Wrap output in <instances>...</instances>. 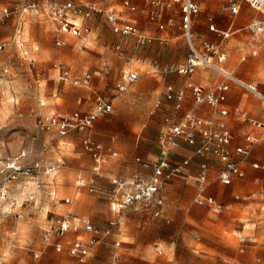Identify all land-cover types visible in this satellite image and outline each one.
Returning a JSON list of instances; mask_svg holds the SVG:
<instances>
[{
    "label": "rangeland",
    "instance_id": "rangeland-1",
    "mask_svg": "<svg viewBox=\"0 0 264 264\" xmlns=\"http://www.w3.org/2000/svg\"><path fill=\"white\" fill-rule=\"evenodd\" d=\"M221 1L212 9L202 7L200 18L205 21L208 15H214L219 27L226 29L230 17L234 16L227 9L229 0ZM4 2L20 6L25 0ZM137 2L143 10L145 2ZM242 5L237 17L241 19L239 27L255 17L264 18L261 12L250 9L245 3ZM117 10L121 8L117 7ZM141 12L138 17L144 22L145 14L141 15ZM78 18V22L84 24V30L88 27L89 32L83 31L80 37L69 38L63 47L56 46V34L48 22L27 23L24 39L31 57L36 60L34 66L22 58L12 44L7 43L6 51L0 55L2 66L6 60L11 64L10 73L0 77V142L7 146L9 154L28 149L31 160L41 161L44 167L61 166L53 177L40 174L39 181L34 184L21 178L14 183L15 186L11 185L9 201L0 206V260L3 264H75L67 249L57 252L45 242L44 230L55 219L67 215L89 220L103 230L114 217L106 198L77 188L79 177L92 174L93 161L83 149V135L73 132L63 138L46 132L35 139V115L91 110L97 96L109 97L114 102L113 114L100 118L90 132L96 141L116 145L118 157L108 161L104 177L98 182L101 188H110L112 178L127 180L140 170L134 163L136 157L153 158L157 153L164 116L161 111L154 116L150 112L157 100L164 101V77L148 74L146 61L152 58L161 61L163 55L160 51H165L168 46L175 50L165 52L168 62L180 64L188 53L185 39L180 37L164 45L157 44L154 52L152 46L141 48L138 51L142 54L135 58L129 46L122 47V52L116 51V44L123 39L115 36L112 26L105 20H86L82 15ZM12 34L11 24L0 27V40L11 41ZM253 36L242 31L223 42L221 50L228 54L226 67L231 72L258 83L264 90V48L257 56L251 54ZM214 42L220 44L221 38L215 35ZM243 57H246L244 61ZM127 58L140 69L142 78L121 93L117 85L123 79L122 68L125 63L127 65ZM139 58L143 62H137ZM105 64L111 69L100 75ZM62 66L70 67L73 77L91 72L94 75L91 90L71 85L65 87L58 81L59 71L55 70ZM180 79L184 83L187 78ZM41 102L47 106H42ZM164 105L171 104L164 102ZM60 158L63 163H56ZM196 193L191 179L177 178L163 192L166 201L160 216L133 208L127 210L119 248L123 264H264V205H244L250 200L239 191V201L229 195L230 201L237 202L231 210L215 214L193 203ZM67 198L73 202L66 204ZM13 203L16 205L11 208ZM8 211L11 213L7 214ZM79 226L80 229L66 234L64 239L74 240L79 235L82 241L89 240L91 234L83 230L81 223ZM242 236L249 237L251 242L257 238L258 243L256 246L250 243L244 248L245 252L240 253ZM113 238H104L84 264H110L116 250Z\"/></svg>",
    "mask_w": 264,
    "mask_h": 264
},
{
    "label": "built area",
    "instance_id": "built-area-1",
    "mask_svg": "<svg viewBox=\"0 0 264 264\" xmlns=\"http://www.w3.org/2000/svg\"><path fill=\"white\" fill-rule=\"evenodd\" d=\"M115 0H25L20 6H8L0 0V27L12 25L13 36L11 42L21 53L30 65L34 66L36 60L31 57L27 42L23 36L24 23L27 19L38 20L45 18L56 25L58 31L62 34L80 36L84 30L83 26L76 23V19L82 15L84 19L93 18L105 20L112 26L113 33L121 38L134 37L136 44L134 52H138L140 47L152 43L154 40L143 36L139 29L128 19L123 12H117L109 6L110 2ZM243 3L249 4L251 8L261 12L264 17V0H230L228 10L231 15L237 16L240 13ZM150 11L149 20L157 21L163 12L170 11L175 16L181 18V27L184 31L185 40L188 46V55L185 64L170 65L158 67L154 64V73L161 75L177 74L189 76L197 69H211L223 77V81L215 87L203 88L198 85L188 84L187 86L168 85L164 90V98L172 103V111L163 118V128L158 137V156L155 162H147L142 158H136L139 164L147 174L136 175L133 179L125 180L122 178H112L110 188H101L97 184V177L101 176V167L108 160V156L115 157L116 153L107 155L104 147L92 141L89 138L83 140L85 150L91 155L94 161L93 176L86 180L79 178L77 187L85 189L89 193L98 194L106 198L111 206L114 217L109 221L104 230L96 228L90 222L71 218L69 215L61 216L55 219L52 224L46 228L44 240L47 244L53 243V238L62 239L69 232L72 223L82 224L83 229L91 234L87 241L75 240L69 244V254L75 259V264H84L86 259L92 254L95 247L100 242L111 236L119 238L124 229V213L129 209L142 210L151 213L154 216H160L165 207L163 192L168 182L181 173L180 167H174L171 158L182 142L187 143L195 149V155L201 159L199 171L195 179L197 193L193 203L200 207L221 212L224 204L217 201L211 195H208L209 182V159L215 158L220 163V170L217 175V181L223 186H230L235 179L244 177L243 166L248 162L252 154V146L257 143V139L252 136H246L247 145L245 147H236L231 149L233 136L225 128L224 124H215L197 116L193 111H188L180 115L188 93L192 94L193 100L197 106L206 105L214 110L215 116L225 118L229 111L225 108L227 94L230 89L228 82H234L245 88L248 92L260 98L263 103L261 118L252 121L251 124L256 128H264V94L258 91L256 86L245 85L234 78L229 71L225 69L227 62V53L221 50L219 45L202 42L201 49L194 42L192 33L193 18L200 14V6L194 0H149ZM124 7L132 12L137 10L129 0L124 1ZM211 23L210 30L217 33L223 41L227 40L232 32H224L216 28L213 18H209ZM165 26L161 25L160 29ZM247 30L254 36L264 34V18L253 20ZM57 46H62L61 41L56 42ZM7 43H0V55L7 49ZM116 51L122 52V46L116 45ZM260 47L257 46L254 54H257ZM137 62H143L142 58ZM130 59L127 60L128 72L124 74L123 83L117 86L121 93L128 90L129 86L140 80L137 71L131 70ZM10 60H6L0 68V76L10 73ZM110 69L108 64L101 67L100 73L107 72ZM93 74L86 72L80 78L72 79L68 73L61 76L63 82H71L74 86L89 87L91 85ZM113 101L107 96H98L93 110L89 113L79 111L67 115H51L39 117L36 121V128L39 132H57L59 136H66L74 131H85L94 126L102 117H107L113 113ZM164 103L158 100L154 105V113L162 111ZM3 150L0 148V206L9 201L10 187L21 178L33 181L38 170L42 168V162L31 160L27 151H22L15 156L2 157ZM189 160L183 162V166L189 165ZM60 164L45 168V174L49 176L60 169ZM254 168H260L257 163ZM66 204L71 200L66 199ZM16 203L11 204L13 208ZM8 211L7 214H10ZM245 242V239H242ZM122 242L116 240L114 246L116 251L112 255L110 264H123L119 248ZM57 252L64 250V243L58 241L54 243ZM0 264L3 261L0 260Z\"/></svg>",
    "mask_w": 264,
    "mask_h": 264
},
{
    "label": "crops",
    "instance_id": "crops-1",
    "mask_svg": "<svg viewBox=\"0 0 264 264\" xmlns=\"http://www.w3.org/2000/svg\"><path fill=\"white\" fill-rule=\"evenodd\" d=\"M124 1L125 0H115L114 2L113 1L110 2L109 6L111 8H113V9H115L117 12H123L125 17H126V19L131 21L139 29L140 33L143 36L148 37V38H152L154 40L152 43L146 44V45L140 47V49L141 48L144 49L145 47L148 49V48H151L150 46H152L154 48V49L152 48V52H154L155 49H156L155 46L157 44L158 45H164L165 42H168L169 40H171L173 38L176 39V38L184 37V39H185L184 31H183V29L181 27V18L179 16H175L170 11H165V12L162 13L161 17L157 21L151 22L149 20V11H150L149 0H129L131 2V4L136 6V8H137V10L135 12H132V11L126 9L124 7ZM137 1L145 2V8L143 10L140 9V6H139ZM194 1L196 3H198L199 6H200V14L193 18L192 33L194 35V42H195L196 46L198 48H200V49H201V43L202 42H210V43L219 45L221 47L223 42L228 41L232 36H234V35H236L238 33H241L242 31H247V33L251 34L247 30V26L255 19H262V18L255 17L252 20H250L245 26L239 27L238 23H239V21L241 19H239L237 17H238V15L241 14V10L243 9L241 7L240 13L237 16H234L233 18L230 17V21H229L228 27L226 29H222V28L219 27L218 21L216 20V17L214 15H211V14L208 15L206 17L205 21H204L203 18H200V15L202 14V9H203L202 7L210 6V8L212 9L214 6H219L222 1L221 0H194ZM3 2H4V0H3ZM229 2H230V0H229ZM4 3L7 4L8 6H13V5L9 4L8 2H4ZM245 4L249 6V4H247V3H245ZM117 7H120L121 10H117ZM249 8L252 9L251 6H249ZM246 9L247 8H245V10ZM252 10H254V9H252ZM140 12H141V15L145 14L144 22H142V19H140V17H138ZM248 13H249V11H248ZM209 18H213V23L215 24V26H216V28L218 30L224 31V32L230 30L232 32L231 36L225 41H223L221 39V43L220 44L217 43V42H214L215 41V35H217L218 37H220V36L217 33L212 32L210 30L211 23L209 22ZM78 20H79V18L76 19V23H78L80 26H83L84 24L81 25V23L78 22ZM43 22H48L53 27L54 32L56 34L55 43L57 41H61L63 43V45L60 46V47L65 46L66 42H67V40L69 38H78V37H80L82 35V33H81L80 36L62 34V33H60L58 31V29H57L55 24H53L52 22L48 21L45 18H41V19H38V20L27 19L25 21V23H24L23 36H25V30H26L27 23H43ZM161 25H164L165 28L164 29H160ZM206 26H207V28H206ZM85 28L86 29L83 30V31L89 32V28L88 27H85ZM177 31H179L180 33L177 32ZM115 36H117V35H115ZM197 36H200L199 40L197 39ZM117 37H119V36H117ZM253 37H254V40H253V43H252L253 49L251 51V54L253 56H257L259 54V52L257 54H254V51H255V48L257 46L260 47V51L264 48V34L260 35V36H253ZM122 39L123 40H121V42H118L116 45L120 44L123 47V49H124V47L126 48V46H129L132 56L135 57V58H138V56L140 57V55L142 54L141 51L140 52L138 51L137 53L134 52V46L136 44L135 38L134 37H129V38H122ZM10 42L11 41H9V40H5V41L4 40H0V43H8L9 44ZM185 42H186V40H185ZM56 46H57V44H56ZM57 47H59V46H57ZM36 49H38V48H36ZM172 50H173V47L172 46H168L165 49V51L164 50L160 51V54L163 55V59L161 61L159 60V58H157V59L152 58L151 60L146 61V62H148L147 66L149 67L148 74H152L154 76H162V77H164V81H163L164 90H165L166 86H168V85L187 86L188 84L198 85V86H201L203 88H211V87L217 86L219 83H221L224 80L223 77L220 74H218L217 72H215V71H213L211 69H197L194 74L189 75V76H182V75H177V74L161 75V74L154 73L153 72L154 64H156V66H158V67L170 66V65H178V66H180V65L185 64L188 53L186 55L185 60L182 63H180V64L168 62L169 59L167 60V55L166 54L171 52ZM147 52H148V50H147ZM165 52H167V53H165ZM172 52H175V50H173ZM128 59L129 58H127V60ZM245 59H246V57H243L242 61H244ZM227 63H228V59H227V62L225 64V69L227 71H229L230 74L234 78H236L240 82L244 83L245 85L256 86L258 91L261 92L262 94H264V90L259 87L258 83H254V82L245 80V79L235 75L233 72H231L226 67ZM1 67H2V63L0 64V68ZM110 69H111V67H110ZM130 69L137 71L139 73V75H140V79L142 78L140 69L138 67L135 68L133 63H131V68ZM55 70L59 71V80L58 81L59 82L61 81L62 84L65 87L68 86V85L74 86L71 82H63L61 80V76H63L65 73H68L69 76L72 79H74V78H80L86 72H89V71H85L81 76L73 77L72 76V69L70 67H68V66H66V67L62 66L61 68L58 67ZM128 71H129V68L127 67V65L125 63V66L122 68V77H123V79H122L121 82H119V84L123 83L124 74H125V72H128ZM199 71H201V72L205 71V73L199 74L198 73ZM107 73H108V71L100 73V75L101 74H107ZM180 78H187V79H186V81L184 83H182V80ZM228 84L230 86V89L228 91L227 101L225 103V108L229 111V115L227 117L221 118V117L215 116L214 110L211 107H208L206 105L197 106L195 104V102L193 100V97H192V94L190 92L188 93L186 102H185L182 110L179 113L180 115H183L186 112L192 110L195 115L200 116V117H202L203 119H205L207 121H212L215 124H222L223 123L225 128H227L231 132V134L233 136V140H232V144H231V149L232 150L234 148H236V147H245L247 145L245 137L248 136V135L252 136L253 138H256L258 140L257 143L252 146L251 157L249 158L248 162L242 168L243 172L245 174L244 177L241 178V179H235L233 184L230 185V186H223L217 181V175H218V172L220 170L219 161L217 159H215V158H210L208 160L209 161V166H210V171H209L210 186H209V189H208L207 193H208V195H211V196L215 197L218 202L224 204V209L221 212H216V211L210 210V211H212L215 214H221V213H223L225 211L231 210L232 207L234 206V204L236 205L237 202L230 201L229 200V195L232 196V198L235 201H239L241 199V194H239V191H241L243 195H246V198H248L250 200L249 202L244 203V205H247V206H249L250 204L251 205L252 204L264 205V128L263 129L256 128V127H254L251 124L252 121L260 120L261 111H262V108H263V103L260 100V98H258L257 96L253 95L252 93L248 92L245 88L241 87L237 83L228 82ZM74 87H78V86H74ZM92 87H93V79H92L91 85L89 87H79V88H83V89H86V90L90 91ZM163 96H164V92H163ZM96 98L94 100V106H95ZM164 102L165 103H169V102H167L165 100V98H164L163 103ZM79 103H81V99L79 100ZM16 104H19V101H17ZM169 104H171V105H168L167 107H166V105H164V107H166V109H165L166 113H164V111L162 110L161 112H162L163 116H165L166 114H168L169 112L172 111V103H169ZM41 105L42 106H45V105L47 106V104L43 103V102H41ZM94 106H93V108H94ZM93 108L91 110H76V111H79L81 113H89V112H91L93 110ZM113 108H114V102H113ZM114 109H113V112H114ZM76 111H74V112H76ZM157 113L158 112L154 113V106H153V108H152V110L150 112V115L154 116ZM67 114H71V113H66V114H55V113H53L51 115L59 116V115H67ZM20 116H22V115H20ZM39 116L40 117H46L45 115H39ZM35 117L39 118L38 115H35ZM35 122H36V118H35ZM34 128H35V131H34L35 139L38 138L41 134H45L46 133V132H39L37 130V128H36V124H34ZM92 128L87 129V130L82 131V132L74 131L76 133H79V134L83 135V137L81 139L82 146H83V140L86 139V138H89L92 141L101 144L104 147V151H105V153L107 155H110L111 153H116L117 154V156H115V157L108 156V160L101 167V176L96 178L97 179V184H99L98 183L99 180L104 177L105 166L107 165L108 161L115 160L118 157V152L116 150V147H115L116 145H115L114 142H112L111 144L106 145L104 143L96 141L92 137L91 132H90V130ZM162 128H163V126H162ZM50 133H54V134L59 136V134L57 132H55V131L47 132L46 134H50ZM72 133L73 132L69 133L66 136H59V137L66 138V137H69L70 134H72ZM0 148L3 150L2 157L15 156V155L19 154L22 151H27L30 154L28 149L21 150V151H19L16 154H9L8 153V148L3 142H0ZM83 149H84V151L86 153H88L85 150L84 146H83ZM157 156H158V144H157V153H156V155L153 158H147V159L144 158V157H136V158H142L143 160L152 163V162H155L157 160ZM90 157H91V155H90ZM136 158L134 159V163H135V165H137L140 168V170L137 173H135L132 177H130V179H133L136 175H139V174H147V172L145 170H143V168L139 164L136 163V161H135ZM91 159H92V157H91ZM185 160H189L190 163H189L188 166H183L182 165ZM92 161H93V159H92ZM171 162H172V165L174 167H180L181 173L176 175V176H173V178L168 182V184L171 183L172 181H174L177 178H185L186 177L187 179H191L193 181L194 188L196 189L195 179H196L198 171H199V164L201 162V159L195 155V149L193 147L189 146L187 143L182 142L181 146L176 150L175 154L171 158ZM56 163H63V158L58 159L56 161ZM255 163L259 164L261 167L260 168H254L253 164H255ZM45 168L46 167H44L42 165V168L37 171L36 177H35V179L33 181L26 180V179L25 180L29 181V182H33L32 184L38 182L39 181V175L40 174H45ZM93 168H94V161L92 163V171H93ZM57 172L58 171L53 172L52 174L49 175V177L55 176L57 174ZM92 176H93V172L90 175V177H86V178L85 177H79V178H84L86 180H89ZM114 178H117V177H114ZM130 179H127V180H130ZM14 186H15V184H14ZM36 186H37V188H39L38 185H36ZM11 190H10V192H11ZM78 190H85V189H79L78 188ZM196 192H197V189H196ZM217 195H223V196L218 197ZM254 196H258L257 197L258 199L255 198V199L251 200L252 198H254ZM67 199H70L71 203L73 202V199H71V198H67ZM83 220L87 221V222H90L89 220H85V219H83ZM79 225L80 224L72 223L71 224V228H70L68 233H70V232L74 233L75 230L80 229L81 226H79ZM96 228H98V227H96ZM245 228L246 227L244 226V229ZM255 228H256V226L253 229H255ZM112 237H114L113 238L114 240L112 241L113 242L112 244H113L114 249H116L115 246H114V242L116 240H120V237L119 238H117L116 236H112ZM90 238H91V235H90ZM243 238L245 239V242H242ZM248 239H249V237H247V236L246 237H243V236L240 237V243L241 244H239V249H238L240 253H244L245 252L244 248L247 247L250 243L254 244V246H256L255 244L258 243V239L257 238L253 240L254 242H251L250 239L249 240ZM75 240H81L79 235H76L74 240L64 239V238L59 239L57 237H54L53 241H52L53 243L48 244V245L55 249L54 243H56L58 241H62L64 243V250L67 249V252L69 254V251H68L69 244L72 243ZM245 243L247 245H245V246L242 245V244H245ZM240 246H244V247H242V250L240 249ZM119 252H120V250H119ZM120 254H121V252H120ZM36 257H38V255H36ZM258 261L260 262L261 259L259 258Z\"/></svg>",
    "mask_w": 264,
    "mask_h": 264
}]
</instances>
